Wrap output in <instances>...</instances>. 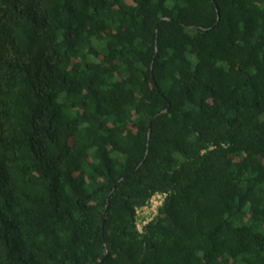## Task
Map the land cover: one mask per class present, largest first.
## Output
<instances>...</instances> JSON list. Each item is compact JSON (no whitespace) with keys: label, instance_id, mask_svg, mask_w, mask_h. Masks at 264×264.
Here are the masks:
<instances>
[{"label":"trees","instance_id":"obj_1","mask_svg":"<svg viewBox=\"0 0 264 264\" xmlns=\"http://www.w3.org/2000/svg\"><path fill=\"white\" fill-rule=\"evenodd\" d=\"M0 264H264V0H0Z\"/></svg>","mask_w":264,"mask_h":264},{"label":"built area","instance_id":"obj_2","mask_svg":"<svg viewBox=\"0 0 264 264\" xmlns=\"http://www.w3.org/2000/svg\"><path fill=\"white\" fill-rule=\"evenodd\" d=\"M165 194L164 193H155L149 199L147 205L137 211L138 221L137 227L141 229V226L144 225L147 221L151 220L157 213L158 207L162 204L164 200ZM149 217V220L146 219ZM141 224L139 227L138 224Z\"/></svg>","mask_w":264,"mask_h":264},{"label":"rangeland","instance_id":"obj_3","mask_svg":"<svg viewBox=\"0 0 264 264\" xmlns=\"http://www.w3.org/2000/svg\"><path fill=\"white\" fill-rule=\"evenodd\" d=\"M147 220H149V217L146 219V221H147ZM138 225H139V227L141 226V224H140V223H139Z\"/></svg>","mask_w":264,"mask_h":264}]
</instances>
